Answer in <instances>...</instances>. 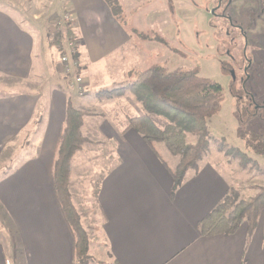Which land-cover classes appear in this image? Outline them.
Listing matches in <instances>:
<instances>
[{
  "label": "crops",
  "instance_id": "0c3cea01",
  "mask_svg": "<svg viewBox=\"0 0 264 264\" xmlns=\"http://www.w3.org/2000/svg\"><path fill=\"white\" fill-rule=\"evenodd\" d=\"M42 1L51 4L53 13L63 10L74 18L75 37L90 72L129 40L104 0ZM23 20L0 7V76L37 83L50 72V48L43 30ZM116 60L106 61V68L116 67ZM71 100L84 111L103 103ZM67 101L38 86L0 97V164L11 152L7 161L15 160L0 176V264H75L73 234L53 187ZM134 102L137 117L143 116ZM108 126L111 133L103 125L99 130L112 145V165L99 182L95 209L98 234L113 264H264V222L253 230L243 224L232 235L201 231V222L235 186L234 173L220 154L204 157L200 171L189 172L172 196L174 180L163 161L173 168L178 158L160 144L161 159L136 131ZM76 156L71 192L80 210L81 197L72 190L78 178Z\"/></svg>",
  "mask_w": 264,
  "mask_h": 264
},
{
  "label": "rangeland",
  "instance_id": "374dc122",
  "mask_svg": "<svg viewBox=\"0 0 264 264\" xmlns=\"http://www.w3.org/2000/svg\"><path fill=\"white\" fill-rule=\"evenodd\" d=\"M33 1L0 0V7L13 12L19 19L33 21L45 35L48 31L54 32L48 23V18L53 14L51 4H44L41 0L35 4ZM104 1L129 37L117 54L98 63L90 72L87 70L89 64L83 62L86 61L84 47H79L78 39L74 37L70 42L65 41L63 47L65 56L72 61L74 56L78 57L74 60L76 68L71 66V70H67L59 52L50 49L46 53L50 72L46 73L43 81L19 84L0 76V97L38 86L45 93H60L65 99L75 96L86 100H103L98 106L85 109L89 113L84 122L88 143L76 154L75 173L78 178L74 179L72 187L82 201L80 210L76 209L80 216L82 212L86 217L83 222L81 216L89 241L86 264H113L96 223L97 189L103 174L112 165V145L99 128L103 125L104 129L110 131L108 124L127 128L128 119L140 113L134 102L136 98L128 92L111 100L100 98L98 94L102 90L128 86L137 74L152 65H163L169 71L182 69L198 72L201 77L214 80L223 87L221 112L208 124L213 139L205 158L220 154L231 168L235 178L233 187L239 195L238 203L249 202L264 188V158L249 151L245 141L240 138L246 132H264V0ZM42 6L46 8L42 9ZM62 11L58 12L62 16L68 15L74 25L71 14ZM154 36L168 41L171 50L146 39H153ZM114 59H117L116 67L106 68V61ZM78 78L82 80V95L74 87ZM153 119L160 128L168 124L165 118ZM197 141L196 136L188 135L189 144ZM11 156L12 152L0 164V176L6 175L14 167L15 160L11 163L7 161ZM69 189L72 195L71 182ZM261 221L264 222V212L257 226ZM243 224L248 225V222Z\"/></svg>",
  "mask_w": 264,
  "mask_h": 264
},
{
  "label": "trees",
  "instance_id": "16d2710c",
  "mask_svg": "<svg viewBox=\"0 0 264 264\" xmlns=\"http://www.w3.org/2000/svg\"><path fill=\"white\" fill-rule=\"evenodd\" d=\"M48 23L52 26L51 30H54L46 34L48 46L57 50L62 59L65 57L63 43L70 42L75 37L73 25L63 21L62 14L58 12L50 15ZM146 39L171 50L169 42L159 36ZM77 59L74 56V60ZM127 92L136 98L145 114L129 118L124 131L132 129L140 134L159 158L162 159L157 145L163 144L172 156L179 159L173 168L163 161L174 180V196L189 172L200 171V163L207 155L213 139L208 123L221 112L224 89L214 80L201 77L198 72L182 69L169 71L165 66L156 64L137 74L136 79L128 86L102 90L98 97L111 100L122 97ZM87 116L88 112L75 108L72 100L68 99L65 125L59 137L53 166V187L57 202L74 238L75 264H86L89 252L87 232L69 189L73 159L88 143L83 133ZM153 117L165 118L168 124L160 128ZM188 135L196 136L198 141L189 144ZM240 138L245 141L249 151L264 158V132H246ZM238 196L235 187H231L223 201L201 222L204 235H232L246 221L250 230L256 228L257 221L264 212V188L246 203H238Z\"/></svg>",
  "mask_w": 264,
  "mask_h": 264
},
{
  "label": "built area",
  "instance_id": "2783aa9c",
  "mask_svg": "<svg viewBox=\"0 0 264 264\" xmlns=\"http://www.w3.org/2000/svg\"><path fill=\"white\" fill-rule=\"evenodd\" d=\"M69 18L70 17L68 15H65V16H63V21H65V22H71V20ZM61 60H62V63H63V65L65 66V68L67 70H71L70 69L71 66H72V68H76V66H77V63L74 62V59L72 61L71 58H69L67 56L63 57ZM81 82H82L81 78H78L75 81V84L76 85H74V87L76 88V90H77V92H78L79 95H82L83 92H84L83 89L81 88L82 87Z\"/></svg>",
  "mask_w": 264,
  "mask_h": 264
},
{
  "label": "water",
  "instance_id": "95a60500",
  "mask_svg": "<svg viewBox=\"0 0 264 264\" xmlns=\"http://www.w3.org/2000/svg\"><path fill=\"white\" fill-rule=\"evenodd\" d=\"M233 78L235 79L234 73H232Z\"/></svg>",
  "mask_w": 264,
  "mask_h": 264
}]
</instances>
